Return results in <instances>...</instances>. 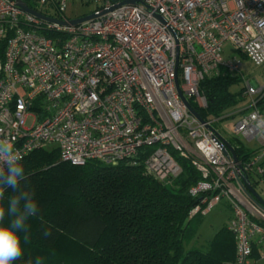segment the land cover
Wrapping results in <instances>:
<instances>
[{"label":"built area","instance_id":"built-area-1","mask_svg":"<svg viewBox=\"0 0 264 264\" xmlns=\"http://www.w3.org/2000/svg\"><path fill=\"white\" fill-rule=\"evenodd\" d=\"M68 1L28 0L61 21L49 22L15 0H0V139L21 160L57 148L72 165L137 164L149 152L145 172L164 184L182 173L175 152L201 174L189 190L201 197L190 217L226 198L236 240L232 264L264 260V208L243 185L249 179L256 190L264 186V136L253 128L256 116L264 118V84L246 81L248 104L205 122L180 95L198 101L201 80L221 68L244 78L242 61L224 56L227 42L264 66V0H72L98 3L97 16L79 24L70 23ZM234 115V139L257 143L244 161L225 153L229 140L215 127Z\"/></svg>","mask_w":264,"mask_h":264},{"label":"trees","instance_id":"trees-1","mask_svg":"<svg viewBox=\"0 0 264 264\" xmlns=\"http://www.w3.org/2000/svg\"><path fill=\"white\" fill-rule=\"evenodd\" d=\"M239 80L240 76L224 68L204 76L199 90L206 105L190 100L191 106L204 119L224 117L240 101L229 90ZM229 142L239 160L250 156L240 140ZM172 153L182 173L171 184L145 172L149 152H141L137 164L116 166L99 161L72 165L62 160L57 148L30 153L20 161L26 176L21 187L35 191L40 210L27 221L31 239L14 264H232L236 240L228 224L207 250L187 248L196 237L201 216L190 217L201 197L189 190L201 174L189 159ZM11 194L8 189L6 197ZM46 227L52 231L48 238L42 235ZM252 258L259 260L257 248Z\"/></svg>","mask_w":264,"mask_h":264},{"label":"clouds","instance_id":"clouds-1","mask_svg":"<svg viewBox=\"0 0 264 264\" xmlns=\"http://www.w3.org/2000/svg\"><path fill=\"white\" fill-rule=\"evenodd\" d=\"M256 121L254 130L264 136V118L256 116ZM21 159L10 141L0 139V264H14L24 255V245L31 239L27 221L40 210L35 191L21 187L26 179ZM8 189L13 194L6 197ZM42 235L50 237L51 229L44 228Z\"/></svg>","mask_w":264,"mask_h":264},{"label":"rangeland","instance_id":"rangeland-1","mask_svg":"<svg viewBox=\"0 0 264 264\" xmlns=\"http://www.w3.org/2000/svg\"><path fill=\"white\" fill-rule=\"evenodd\" d=\"M98 6L97 2L84 3L81 1H68L67 3V16L68 18H76L84 15L91 14L96 7ZM224 56L225 57H236L242 61V72L244 75L240 77V80L233 83L230 87V92L235 96H239L240 101L236 105L234 111L238 113L244 106L248 104V100L243 98V91L246 87V81L256 79L259 84H264V66H256L250 60H248L242 53L236 49V47L227 42L224 46ZM195 100V102L200 105H204L205 99L203 97ZM232 111V112H234ZM231 112V113H232ZM239 116L234 115L222 119L215 124V127L222 133V135L228 140H233L235 134L233 131L234 125L238 121ZM241 142L249 150H253L257 147L255 141L248 142L247 140L242 139ZM257 191L264 199V186L259 185ZM233 214L232 207L230 202L224 198L222 201L215 205L208 213L200 216L199 221L196 223L197 234L196 237L191 241L187 248H201L207 250L209 242L215 237V235L229 223Z\"/></svg>","mask_w":264,"mask_h":264},{"label":"water","instance_id":"water-1","mask_svg":"<svg viewBox=\"0 0 264 264\" xmlns=\"http://www.w3.org/2000/svg\"><path fill=\"white\" fill-rule=\"evenodd\" d=\"M17 2V6L20 7L24 12L30 13L40 19L49 21V22H56L59 20L50 18L44 14H41L35 10H33L25 1L23 0H15ZM136 0H126L123 1L121 4L124 3H134ZM97 16L96 13H91L88 15H85L83 17H79V18H75L70 20L71 24H79L82 23L84 21H88L91 19H94ZM61 22V21H59ZM62 23H66L65 21H62ZM180 91V90H179ZM180 95L182 100L184 101V103L186 104V106L188 107V109L201 121V122H205V119L202 118L199 113L191 106L190 102L185 98V96L182 94V92L180 91ZM225 144H226V148H225V153L227 155H231L235 160H237V155L235 152V149L233 147V145L228 142L227 140H224ZM243 185L245 187L246 192L248 193V195L250 197H252L260 206H262L264 208V199L261 197V195L259 194V192L252 186L251 182L249 179H244L243 180Z\"/></svg>","mask_w":264,"mask_h":264},{"label":"crops","instance_id":"crops-1","mask_svg":"<svg viewBox=\"0 0 264 264\" xmlns=\"http://www.w3.org/2000/svg\"><path fill=\"white\" fill-rule=\"evenodd\" d=\"M261 262H263V263H264V261H261Z\"/></svg>","mask_w":264,"mask_h":264}]
</instances>
